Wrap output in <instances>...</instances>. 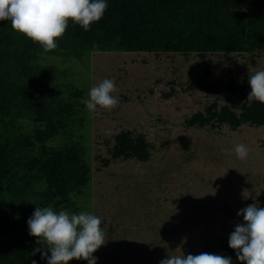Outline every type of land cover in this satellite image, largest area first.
Returning <instances> with one entry per match:
<instances>
[{
    "label": "rangeland",
    "instance_id": "rangeland-1",
    "mask_svg": "<svg viewBox=\"0 0 264 264\" xmlns=\"http://www.w3.org/2000/svg\"><path fill=\"white\" fill-rule=\"evenodd\" d=\"M111 42L112 33L99 29L77 56L64 51L36 55L47 103L69 109L56 135L38 142L34 133L40 123L30 112L12 122L0 118V138L29 137V157L75 144L89 169L86 185L70 194L69 207L53 205L36 167L28 170L19 163L5 181L13 194L0 192V209L16 201L17 212L33 214L35 207L52 206L98 216L105 244L93 253L96 264H159L167 256L197 255L204 246L227 241L243 223L240 209L252 203L264 207V128H196L184 121L210 103L227 102L237 111V99L206 88L213 81H239L264 70V52H207L200 58L193 51L100 49ZM105 78L115 81L113 95L120 103L90 115L80 101ZM121 129L140 133L151 144L146 160L109 158L107 148ZM241 143L249 148L244 160L234 151Z\"/></svg>",
    "mask_w": 264,
    "mask_h": 264
},
{
    "label": "trees",
    "instance_id": "trees-1",
    "mask_svg": "<svg viewBox=\"0 0 264 264\" xmlns=\"http://www.w3.org/2000/svg\"><path fill=\"white\" fill-rule=\"evenodd\" d=\"M107 4L103 18L91 24L88 31L69 20L64 35L57 38L59 47L48 52L14 31L11 21H0L1 119L12 122L24 112H30L40 123L34 133L38 142L56 135L64 126L69 109L67 105L51 107L47 103L46 82L41 77L43 67L35 61L36 55L64 51L77 56L85 50L87 38L99 29L112 33V42L102 46V50L193 51L200 58L207 52H264V0H107ZM203 73L209 75L206 66ZM250 77L210 82L206 89L234 97L239 101L238 110H233L227 102L219 106L210 103L203 111L190 114L185 126L217 129L226 125L235 129L246 124L264 128V103L247 99ZM198 80L201 87H206L207 83ZM30 146L27 136L14 140L0 138V192L7 189L12 193L5 186L12 175L10 169L25 163L28 170L36 167L46 185L47 199L53 205L69 207L70 194L89 180V169L78 147L61 144L44 150L42 155L29 157ZM151 148L142 134L121 129L113 135L107 153L110 159L144 161ZM106 163L102 159V166ZM15 202L0 209V264H33V261L47 264L40 252L33 254L36 248L46 249L47 245L43 241L37 243L36 237L29 235L27 220L32 214L17 212ZM204 252L228 256L233 264H241L235 250L228 247V240L214 247L204 246L198 254Z\"/></svg>",
    "mask_w": 264,
    "mask_h": 264
},
{
    "label": "clouds",
    "instance_id": "clouds-1",
    "mask_svg": "<svg viewBox=\"0 0 264 264\" xmlns=\"http://www.w3.org/2000/svg\"><path fill=\"white\" fill-rule=\"evenodd\" d=\"M107 0H0V21H11L14 31L38 43L45 52L59 47L68 21L79 24L85 31L100 21L107 10ZM251 88L248 100L264 103V70L255 72L249 79ZM118 90L113 79L105 78L92 86L87 98L80 102L90 115L99 116L98 108L111 111L120 103L113 95ZM237 158L249 155L247 145L234 148ZM237 216L243 223L237 224L228 239V247L235 250L241 264H264V207L252 203L240 209ZM101 219L87 211L73 213L66 209L56 211L52 206L35 207L27 220L29 235L43 241L46 249L36 248L47 264H69L72 260H86L96 264L93 253L105 244V232ZM50 253V255H48ZM35 264V261H33ZM159 264H233L232 258L214 253L167 256Z\"/></svg>",
    "mask_w": 264,
    "mask_h": 264
}]
</instances>
